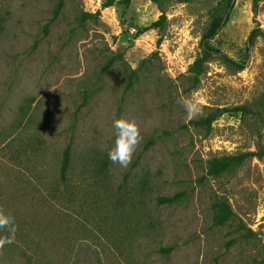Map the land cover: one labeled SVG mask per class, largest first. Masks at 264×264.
Wrapping results in <instances>:
<instances>
[{
	"label": "rangeland",
	"instance_id": "374dc122",
	"mask_svg": "<svg viewBox=\"0 0 264 264\" xmlns=\"http://www.w3.org/2000/svg\"><path fill=\"white\" fill-rule=\"evenodd\" d=\"M58 1L0 0V210L16 228L0 264H264V0H235L211 42L245 69L217 55L199 75L222 0H64L53 19ZM120 118L143 137L127 168L108 159ZM246 152L262 157L208 173Z\"/></svg>",
	"mask_w": 264,
	"mask_h": 264
},
{
	"label": "trees",
	"instance_id": "16d2710c",
	"mask_svg": "<svg viewBox=\"0 0 264 264\" xmlns=\"http://www.w3.org/2000/svg\"><path fill=\"white\" fill-rule=\"evenodd\" d=\"M170 0H152L158 6H161L164 2ZM178 3H189L196 0H175ZM259 1V0H257ZM130 0H124V3L129 4ZM235 0H222L218 3V5L212 10L210 14V22L206 29L205 34L202 37V55L196 60L194 65L192 66V70L196 72L197 75L203 72L204 65L214 56H220L224 61L230 65L231 67L235 68L238 71H242L245 69L244 63H239L229 56L225 55L223 52L215 49L211 46V42L219 35L221 30L226 26L229 21L230 12L233 9ZM64 0H59L54 11L53 19H56L63 7ZM115 1L110 0L107 2L106 7L114 6ZM166 21V16L163 14L159 21L156 23L162 26ZM262 32L258 30H254L249 37V43L252 44L255 38H257ZM243 110V109H235ZM226 112H231L226 109H218L215 113H213L209 118V123H213L218 117L222 116ZM205 121L197 122V125H203ZM152 144V142H150ZM148 148V145L145 147V150ZM262 153L256 152H246L234 156H224L221 158H216L209 163L208 173L213 176H221L223 173H230L234 170L241 167L247 160L253 158H261ZM71 161H72V143H69L65 148L62 156L61 162V170H60V180L65 182L67 180V176L69 174L71 168ZM179 201V196L173 197H162L158 199L159 203H167V204H174ZM214 209L216 210L215 216V224L218 226L224 225L230 217L233 215L231 208L224 203H218L214 205ZM165 252H170L168 249Z\"/></svg>",
	"mask_w": 264,
	"mask_h": 264
},
{
	"label": "clouds",
	"instance_id": "9594fccd",
	"mask_svg": "<svg viewBox=\"0 0 264 264\" xmlns=\"http://www.w3.org/2000/svg\"><path fill=\"white\" fill-rule=\"evenodd\" d=\"M188 113L189 118L193 117L200 111V101L193 99H183L181 101ZM115 129L114 147L108 152V159L113 164H119L122 168H127L132 162L137 147L141 143L143 137L141 130L135 120L120 118L113 121ZM8 228L10 235L0 238V248L6 244H12L15 240V220L14 217L4 214L0 210V229Z\"/></svg>",
	"mask_w": 264,
	"mask_h": 264
}]
</instances>
